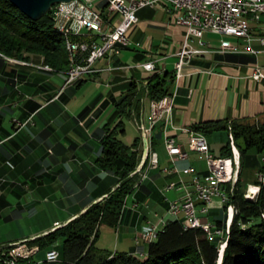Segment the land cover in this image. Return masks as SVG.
I'll return each mask as SVG.
<instances>
[{"label": "crops", "instance_id": "obj_1", "mask_svg": "<svg viewBox=\"0 0 264 264\" xmlns=\"http://www.w3.org/2000/svg\"><path fill=\"white\" fill-rule=\"evenodd\" d=\"M138 15L139 21L129 31L131 44L101 59L96 65L99 71L86 77L79 85L64 87L63 73L66 70L46 65L40 54L26 52L21 57L23 60L19 61L0 56V131L4 135L0 143L3 144L7 138L13 140L22 135L27 126L31 129L26 136L29 140L12 143V148H19L20 153L25 152L24 155L10 167L5 163L0 164V176L4 179L12 178L11 183L6 179L0 180V216L12 208L13 216L24 217L27 211L31 212L29 217L35 219L50 217L43 223L36 219L38 225L24 234L11 237L3 244L46 234L53 230L56 222L68 223L92 204L107 197L110 189L114 190L118 186L117 176L101 170L96 163L101 153L104 125H114L118 120L114 100L120 99L133 82L144 86L143 79L153 74V71L136 67L139 63L154 60L157 71L175 74L177 53L186 35V28L175 24L171 12L162 8L145 7ZM148 26L158 30L154 28V32L149 34ZM250 26V43L235 36L205 33L206 52L195 56L191 65L184 68L183 77L174 83L173 109L158 121L157 125L161 124L162 131L156 138V151L158 146H165L164 136L167 134L175 136L188 149V134L184 129L193 128L195 124L223 119L264 121V78L256 80L253 77L256 66L264 70V44L261 42L264 22H251ZM223 43L233 44L237 50L217 52ZM193 44L199 46L197 41ZM249 45L257 52H250ZM217 54L225 57L217 58ZM229 54L234 56L229 58ZM88 81L94 82L99 91L91 95L88 105L73 114V118L85 130L79 131L81 136L70 138L69 142L68 104L72 95L86 86ZM88 106L92 107L90 111L81 116ZM142 111L145 125L150 126L151 101L146 97ZM30 136H33L32 139ZM27 149L32 152L41 150L43 154L31 159L26 155ZM142 152L143 162L146 158L144 146ZM200 161L203 158L193 153L188 161H180L177 165L180 168L193 166L198 172H205L207 167L200 166ZM167 167H170V158L166 164L157 168L161 169V173L149 177L155 186L150 192L152 199L154 196L157 199L156 195L159 194L164 202L155 204L154 201L151 209L144 212L143 206L139 208L138 204L139 190L135 191L127 198L120 224L116 227L105 224L101 226L98 247L110 248L112 245L110 241H101L102 230H107L118 234L115 244L117 251L119 248H128L124 250L127 252L135 251V230H141L149 221L157 222V215L159 218L168 217L169 202L182 197L185 189L164 191L169 181L177 178V175H170L164 170ZM246 169L242 171V178L248 185L254 180L257 167L252 168V175L247 174ZM21 177H24L22 188L17 183ZM182 177L186 181L191 180V175ZM168 192L174 196H167ZM8 196H17L15 206L8 203ZM26 198L28 200L25 202ZM146 200H150L149 197ZM41 201L49 205L44 207ZM213 206L212 209H218L220 204L216 201Z\"/></svg>", "mask_w": 264, "mask_h": 264}, {"label": "trees", "instance_id": "obj_2", "mask_svg": "<svg viewBox=\"0 0 264 264\" xmlns=\"http://www.w3.org/2000/svg\"><path fill=\"white\" fill-rule=\"evenodd\" d=\"M65 40V35L55 28L51 10L38 19H32L10 0H0V52L5 56L19 58L26 52L37 53L44 57L46 65L65 71L70 68ZM232 56L234 54L227 55L229 58ZM216 57L225 56L217 54ZM175 81L174 73L156 70L143 79L144 86L133 82L120 99L114 100L118 120L114 125H104L101 153L96 163L101 170L117 176L118 186L114 190L110 189L107 197L92 204L80 216L29 241L30 246H39V252L45 255L43 261L36 260L35 264H217L221 239H210L203 228H185L179 219H169L166 222L143 256L140 255L142 250L138 248L131 252H109L97 246L101 226L118 225L127 198L136 189L134 181L138 172L133 176L129 174L139 166L143 140L141 135H137L131 144L123 140L127 132V120L140 116L145 97L150 101H160L173 95ZM91 108L86 107L81 116ZM230 127L240 152L241 176L228 203L234 206L236 212L222 264H264V186L256 200L248 199L244 196L246 184L242 178V171L247 168L249 152L256 150L264 155V121L223 119L195 124L192 129L207 136L228 130L229 135ZM153 130H156L151 139L154 149L156 138L162 131L161 124L156 125ZM218 156H232L230 138ZM147 164L148 160L143 168ZM251 167L264 172V162ZM228 204L220 208L223 215H226ZM212 222L220 228L226 227L223 216ZM57 242L60 243V258L57 262H49L46 260V250ZM3 252L5 251L0 250V264H10ZM16 261V264H23L27 259L18 258Z\"/></svg>", "mask_w": 264, "mask_h": 264}, {"label": "built area", "instance_id": "obj_3", "mask_svg": "<svg viewBox=\"0 0 264 264\" xmlns=\"http://www.w3.org/2000/svg\"><path fill=\"white\" fill-rule=\"evenodd\" d=\"M145 7H159L171 12L174 23L186 28L185 39L174 64L176 81L183 77L184 68L191 65L195 56L206 52L205 33L235 36L250 43L251 22L260 21L264 16V0H72L55 3L51 8L53 22L68 30L75 57V65L70 71L63 73L64 87L75 85L92 76L98 71L96 65L101 59L118 52L120 47L129 46L131 44L129 31L139 21L138 12ZM194 41H197L198 47L194 46ZM261 42L264 44V36L261 37ZM248 49L252 53L257 52L250 45ZM235 50H237L235 45L223 43L217 52ZM136 67L146 71L157 70L154 60L139 63ZM253 77L256 80L264 78L263 68L256 66ZM174 96L175 94L160 101H151L150 126H146L143 121V111L139 117H135L146 158L133 174L143 169L146 160L150 169L159 168V153L151 148L153 128L165 113L172 111ZM229 129L233 153L230 157L215 155L207 135L192 128L184 129L188 134V149L183 147L175 136L170 134L166 136L164 142L170 157V167L164 170L170 175L175 174L180 177L183 174H191L192 188L181 185L180 179L172 180L167 185L168 189L181 186L185 188V194L170 202L168 217L162 220V224L149 223L137 232L135 238L137 244L154 242L158 232L169 219L182 220L185 228H203L212 240L225 239L231 222H228L229 227L220 228L209 219L205 220L203 216L210 213L216 201L220 204V208L228 204L238 182L241 168L240 152L235 149L234 135L231 127ZM193 152L203 156L207 165L205 172H198L193 166L183 169L177 167L178 162L188 161ZM256 180L257 186L256 184L253 186L255 194L250 196L249 188L247 197L257 199L260 189L264 186V172L258 171ZM227 206L230 219L231 211L234 214L236 211L232 204ZM15 245L16 243L11 244L8 251L3 252L10 264H16L18 258H29L32 253L39 250L36 245L28 246L26 243L19 247ZM21 247H25L26 250L21 252ZM142 254L140 255L143 256ZM59 258L60 253L57 249L46 252V260L49 262H56Z\"/></svg>", "mask_w": 264, "mask_h": 264}, {"label": "rangeland", "instance_id": "obj_4", "mask_svg": "<svg viewBox=\"0 0 264 264\" xmlns=\"http://www.w3.org/2000/svg\"><path fill=\"white\" fill-rule=\"evenodd\" d=\"M259 22H264V16L262 17V19L260 21H255L254 23H259ZM154 28L155 27L148 26L147 32L149 34H152L154 32ZM156 30H158V29H156ZM23 55H22V57H23ZM68 56H69V54H68ZM6 57H8V56H6ZM8 58L11 59L12 61L23 60L21 57H19V58L8 57ZM69 69L66 70V71H69ZM98 91L99 90L94 85V82L88 81L86 83V86H84L81 90H77L76 91V94H73L72 95V98H71V100H70V102L68 104L69 117H67L68 121L70 122L69 125H68L69 131H70V133L68 135L69 142H70V138L71 139L79 138L81 136V135H79V131L85 130L73 118V114L77 113L80 109H82L83 106L88 105L87 102L91 98V95L96 94ZM134 120H135V118H132V119L127 120V132H126V135L123 136V140L126 143H129V144H131L133 142L134 138L137 135H139V132H140V130L137 129L138 125H136V122ZM147 121H148V119H147ZM260 121L262 122L263 120H260ZM146 124L148 125V122ZM29 131L31 132L30 126H27L24 129V133L22 135H19V136L15 137L13 140H11V137L10 138H7L3 142V144L0 143L1 144L0 145V164L5 163L6 166H9L10 167L12 163L17 162L21 158V156L24 155L25 152L24 153H20V150H18L19 148H17V147L12 148V143H14V142L20 143V142L29 140V137H26V136L29 135L28 134ZM228 133H229L228 130H221V131H217V132H215V133L210 134V135L207 136L209 143L211 144V146L213 147V149H214V151L216 153L215 155L218 156V154L220 153L221 148L229 142V135H228ZM2 134H3V132L0 131V140L3 139V137H4V135H2ZM58 135H60V134H58ZM61 135H63V134H61ZM166 136H164V141H165ZM32 137L33 136H30L31 139H32ZM63 141H65V140H63ZM164 144H165V142H164ZM165 147L166 146H158L156 148L157 149V152H159V156H160V165L166 164L168 162V159L170 158V157L168 158V154L166 152L167 150H166ZM235 147L238 149L236 143H235ZM11 149L13 150L12 152H11ZM152 150H155V149L152 148ZM214 151H213V153H214ZM193 153H195L196 155H199V156H201L203 158V156L200 153H196V152H193ZM193 153H191V154H193ZM42 154L43 153L41 152V150H37V151H33L32 152V151H30V150L27 149V154L26 155H28V157L32 159L34 156L35 157H41ZM232 155H233V153H232ZM141 162L142 161H140V163ZM247 162H248V164H247V169H246L247 171H246V173L247 174H251L252 173V171H251L252 170V167L251 166L262 165V163L264 162V155L263 154H259L256 150H251L249 152V154H248V161ZM140 163H139V165H140ZM198 164H200V166H202L203 168H206L207 167L206 161L204 159H203V161L198 162ZM177 167L180 168L178 165H177ZM180 169H183V168H180ZM257 172H258V170L255 171V175H254L255 178H254V180H252V183H249L248 185H245V188H244V191H245L244 196L246 198H247L248 190H250L252 188L254 189L253 186L255 184H256L255 186H257V183L258 182L257 183L255 182V180L257 178ZM159 173H161V169L152 170V169L149 168V166L147 164V166L144 167L141 171H139L138 174L135 176L134 187H136L135 191L139 190L138 191V197L140 199V201L138 202V204H139V208L143 206L142 207V210L144 212H147V210H150L151 209V206L153 205L154 201H155V204L157 202H160V203L161 202H164V201H162V198L159 196V194L156 195L157 199H155V196L153 197L154 199H152V195L150 194V192L152 190H154L153 187H155V186H153V184H151L152 182H150L149 177L152 178V177L158 175ZM134 174H133V172H131L129 174V176H133ZM183 175H191V174H183ZM182 176L181 177L180 176H177V178L175 180L180 179V181L182 180V182H180L181 185H184L185 187L187 186L189 189L192 188L191 187L192 175H191L190 182L189 181H186ZM240 176H241V168H240V173H239V176H238L239 177L238 178V181L240 179ZM2 179H4V177L0 176V180L1 181H2ZM5 179H6V181H10L9 183H11V181H12V178L11 177H7ZM23 179H24V177H21L19 180H17V183L18 184L19 183L21 184L23 182ZM245 179H246V176H245ZM14 181H16V180H14ZM171 181H169V183ZM22 185L23 184H21V188H22ZM167 189L168 188L166 186L165 189H164V191H166ZM179 189H182V187L181 186L180 187L177 186L176 188H173V190H179ZM180 193H182V192H180ZM259 193H260V191H259ZM259 193H258V195H259ZM1 194H0V197H1ZM23 194L24 193H22L21 195L24 196ZM167 196L173 197L174 194L172 192H168L167 193ZM16 197L17 196H10V197L8 196V199L10 201L8 203L9 204L11 203L13 206H15V204L17 203V199H18ZM147 197H149L150 200H146ZM27 200L28 199L26 198L24 201L26 202ZM40 203L44 207L49 205L48 202H42L41 201ZM169 206H170V202H169ZM135 207H137V206H135ZM219 208L220 207H218V209H212L210 211V213L207 214V215H204L203 218L205 220L209 219L210 221H213V220H216L219 217L222 218V216H223V217H225V222H226V227H227L228 226V222H229L228 210L225 209L226 210L225 211V214L226 215H223L224 212L222 213V210H221L222 208L221 209H219ZM227 208H228V206H227ZM11 209L12 208H10L9 210H7L5 212V214H4V216H0V250L5 251V252L8 251L9 246L11 244H15V243H16L15 247L22 246L25 243L28 244V246H30L28 242L31 241L32 239L36 238L37 236L28 237V238H25V239H22V240H18V241H14V242H9V243L5 242L7 244H3V242L6 241V240H8V239H10L11 237H17V236H19L21 234H24L25 232L31 230L35 225H38L37 223H39V221H40V223H43V222L47 221L48 218L50 219V217H46V218L45 217H37L36 219H38L39 220L38 221L35 218L29 217V214L31 212L28 213L27 211H25L26 216H24V217H22V216H13L14 213H13V211ZM155 218H156L155 220L157 222H154V221H151L150 222L149 221V222L146 223L145 226L149 225V223H151V224L152 223L153 224H162V220L163 219H166L167 217H165V218H163V217L161 218L160 217L159 218L158 215H157V217H155ZM52 219H54V218L52 217ZM119 224H120V221H119L118 225ZM62 225H64V224H61L59 222H56L55 225H54L53 230L56 229V228H58V227H60V226H62ZM160 226H162V225H160ZM143 228H144V226L142 227V229ZM141 230H138V229L135 230L136 233H135V236H134V241H135V244H136L137 248L140 249V250H142V253H143L142 255H146V252H147V249H148V245L149 244H146V243H143V242L140 243V244H137L136 239H135L136 236L138 235L137 232H139ZM229 233H230V227H229ZM102 234H103V237L101 238V241L102 242H105V243H106V241L107 242L110 241L112 243V245L110 246V248H101V247H99V248L104 249V250H107L109 252H115V251H117V248L115 247V244H116V241H117L116 239L118 238V236H117L118 234L115 233V231L114 232L113 231L112 232L111 231L110 232H107V230H105V231L102 230ZM100 235H101V232H100ZM227 239L228 238L226 237L225 239L221 240V243L219 245V251H220V248H221L220 247L221 244L223 242H226ZM128 241L130 242L129 239H128ZM59 244H60L59 242L55 243L51 248L47 249L46 251H49L51 249H57L58 250ZM38 248H39V246H38ZM144 248H146V251L144 250ZM126 249H128V248H119V252H127V251H124ZM25 250H26L25 247H21V250L20 251L21 252H24ZM39 250H40V248H39ZM39 250L37 252H35V253H32V256H30L29 258H25V259H27V261L26 262H23V264H35V261L36 260L43 261L45 255H44V253H40ZM221 252H223V248L221 249Z\"/></svg>", "mask_w": 264, "mask_h": 264}, {"label": "water", "instance_id": "obj_5", "mask_svg": "<svg viewBox=\"0 0 264 264\" xmlns=\"http://www.w3.org/2000/svg\"><path fill=\"white\" fill-rule=\"evenodd\" d=\"M17 8L32 19H38L51 10L58 2H70L72 0H10ZM223 256L219 251L217 264H222Z\"/></svg>", "mask_w": 264, "mask_h": 264}, {"label": "bare ground", "instance_id": "obj_6", "mask_svg": "<svg viewBox=\"0 0 264 264\" xmlns=\"http://www.w3.org/2000/svg\"><path fill=\"white\" fill-rule=\"evenodd\" d=\"M55 28L57 29V30H59L60 32H62L64 35H65V38H66V47H67V50H68V54H69V60H70V69H71V67L72 66H74L75 65V57H74V51H73V48H72V40H71V36H70V34H69V32H68V30L66 29V28H64V27H62V26H59L58 24H55ZM0 55H3V56H5L4 54H2L1 52H0ZM70 69H69V71H70ZM236 149V151H238V149L237 148H235ZM250 196H253L254 194H255V190L252 188L251 190H250ZM248 199H251V200H256V198H253V197H247ZM233 218H234V213H233V211H231V214H230V219H229V221L232 223V221H233ZM228 234H229V232L225 235V238L226 237H228ZM226 242H223L222 244H221V248H220V251H221V249L223 248V252H221V255L222 256H224V252H225V248H226Z\"/></svg>", "mask_w": 264, "mask_h": 264}]
</instances>
